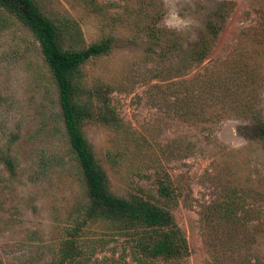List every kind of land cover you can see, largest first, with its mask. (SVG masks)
<instances>
[{
  "label": "rangeland",
  "instance_id": "1",
  "mask_svg": "<svg viewBox=\"0 0 264 264\" xmlns=\"http://www.w3.org/2000/svg\"><path fill=\"white\" fill-rule=\"evenodd\" d=\"M222 1L38 0L51 18L70 19L77 25L76 34L68 38L75 46L112 37V49L82 68L89 86L98 81L111 86L110 102L123 126L113 128L89 120L83 132L117 194L126 195L134 184L154 192L150 156L156 153L161 157V166L169 171L178 193L179 202L172 213L190 249L180 264H209L198 212L216 191L212 181L215 175L258 182L264 190V147L238 132L245 124L243 120L225 116L214 122L188 123L150 104L148 88L157 81L154 68L165 61L161 62L158 51L149 50L148 36L141 29L147 24L166 28L163 21L170 10H175L187 21V27L175 33L180 36L182 49L189 51L204 36L208 16ZM234 1L211 53L185 77L244 50L260 73L258 107L264 118V45L253 36L259 15H264V0ZM56 109V93L38 42L10 15L9 23L0 29V152L9 151L15 161L14 175L0 163L3 264H56L65 229L79 217L85 192L74 162L65 154L67 144L62 126L54 119ZM172 143L180 151L171 153L167 161L159 149ZM147 149L154 150L153 155ZM118 150L127 154L115 163L109 152ZM43 154L61 155L62 164L42 172L39 157ZM103 230L99 222L82 229L86 253L73 264H115L119 260L122 238L106 241L105 237L102 244L98 238ZM257 249L264 259V230ZM126 254V263L133 264Z\"/></svg>",
  "mask_w": 264,
  "mask_h": 264
},
{
  "label": "trees",
  "instance_id": "2",
  "mask_svg": "<svg viewBox=\"0 0 264 264\" xmlns=\"http://www.w3.org/2000/svg\"><path fill=\"white\" fill-rule=\"evenodd\" d=\"M234 6V0H223L208 16L204 36L189 51L182 49L180 36L175 31L150 24L142 27L150 42L149 50L158 51L161 62L165 61L161 67L154 68L157 81L149 85L148 98L153 106L188 123L214 122L225 116L243 120L245 124L238 127V132L264 147V118L258 107L260 73L244 50L215 60L185 77L211 53ZM10 15L38 42L56 93L54 119L63 128L65 154L74 162L85 192L79 217L65 229L59 243L56 264H73L86 253L81 232L92 222L105 227L98 238L100 243L103 244L105 237L106 241L122 238V253L115 264H127L124 253L131 257L133 264H180L190 249L172 213L179 202L178 193L169 171L161 166V157L147 149L153 155L150 164L154 192L134 184L126 195L117 194L111 190L108 174L83 132V125L89 120L113 128L123 126L110 102L111 86L99 81L89 86L82 68L90 59L112 49V37L87 46H75L68 38L76 34L77 25L70 19L51 18L38 0H0V29L9 23ZM253 36L257 43L264 45L263 13L254 26ZM168 146L159 149L167 161L171 153L180 151L173 143ZM126 154L121 150L109 152V158L118 163ZM62 159L61 155L43 154L39 157V168L45 172ZM0 163L10 175L15 174V161L9 151L0 152ZM212 181L216 191L198 212L209 264H264L257 249L264 230L261 205L264 190L258 182L229 180L220 173ZM0 264H3L1 260Z\"/></svg>",
  "mask_w": 264,
  "mask_h": 264
},
{
  "label": "clouds",
  "instance_id": "3",
  "mask_svg": "<svg viewBox=\"0 0 264 264\" xmlns=\"http://www.w3.org/2000/svg\"><path fill=\"white\" fill-rule=\"evenodd\" d=\"M164 26L171 31H180L187 27V21L183 20L175 10H170L165 17Z\"/></svg>",
  "mask_w": 264,
  "mask_h": 264
}]
</instances>
